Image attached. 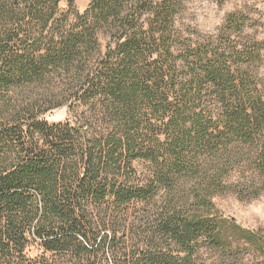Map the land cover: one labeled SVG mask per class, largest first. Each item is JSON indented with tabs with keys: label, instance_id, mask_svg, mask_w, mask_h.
<instances>
[{
	"label": "trees",
	"instance_id": "trees-1",
	"mask_svg": "<svg viewBox=\"0 0 264 264\" xmlns=\"http://www.w3.org/2000/svg\"><path fill=\"white\" fill-rule=\"evenodd\" d=\"M76 1L0 0V264L264 254L213 201L244 161L264 176L259 45L185 40L174 0Z\"/></svg>",
	"mask_w": 264,
	"mask_h": 264
},
{
	"label": "rangeland",
	"instance_id": "rangeland-1",
	"mask_svg": "<svg viewBox=\"0 0 264 264\" xmlns=\"http://www.w3.org/2000/svg\"><path fill=\"white\" fill-rule=\"evenodd\" d=\"M91 1L77 0L76 6L80 11H84ZM173 2L177 4L176 27L182 32L185 40L213 43L220 51L233 48L234 45L246 50L255 49L254 45H259V57L252 62H243L241 69L256 83L254 90L264 96V0ZM232 14H235L239 21H243L241 26L229 22ZM237 66L238 64L233 65L235 69ZM45 116L50 122L65 121L69 117V111L67 107L57 108ZM245 157H248V154H245ZM244 164L232 170L227 178L230 189L213 198L215 209L244 227L262 230L264 233V176L249 167L247 161H244ZM147 165L142 161L137 162L141 172L147 169ZM241 257L242 263L245 264L264 262V254H259L252 248ZM235 261L233 258H225L221 251L214 249L205 248L199 255V262L203 264H234Z\"/></svg>",
	"mask_w": 264,
	"mask_h": 264
}]
</instances>
